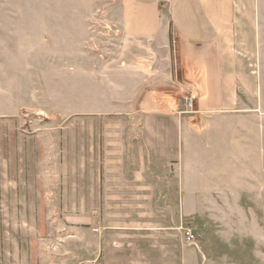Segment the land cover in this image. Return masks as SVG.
I'll list each match as a JSON object with an SVG mask.
<instances>
[{"label": "rangeland", "instance_id": "obj_1", "mask_svg": "<svg viewBox=\"0 0 264 264\" xmlns=\"http://www.w3.org/2000/svg\"><path fill=\"white\" fill-rule=\"evenodd\" d=\"M120 1L0 0V264H186L193 224L168 227L177 243L128 239L123 195L108 186L143 167L167 178L177 167L120 165L134 153L121 148L130 129L148 124L104 112L107 67L122 65L108 20ZM255 213L241 264H264V201Z\"/></svg>", "mask_w": 264, "mask_h": 264}, {"label": "crops", "instance_id": "obj_2", "mask_svg": "<svg viewBox=\"0 0 264 264\" xmlns=\"http://www.w3.org/2000/svg\"><path fill=\"white\" fill-rule=\"evenodd\" d=\"M113 10L122 65L102 78L113 91L104 112L148 123L130 129L121 148L134 153L120 165H177L170 178L143 167L108 181L123 195L122 234L177 243L167 229L181 218L194 226L184 263L241 264L264 201V0H121Z\"/></svg>", "mask_w": 264, "mask_h": 264}, {"label": "built area", "instance_id": "obj_3", "mask_svg": "<svg viewBox=\"0 0 264 264\" xmlns=\"http://www.w3.org/2000/svg\"><path fill=\"white\" fill-rule=\"evenodd\" d=\"M192 100H193V97H191V96H185V97L183 98L184 106H185L186 108H188V109H191V107H192ZM186 239H187L188 242H192V241L194 240V236L191 234V232H187V233H186ZM84 264H100V263H99L98 260L96 259V260L93 261V262H86V263H84Z\"/></svg>", "mask_w": 264, "mask_h": 264}]
</instances>
